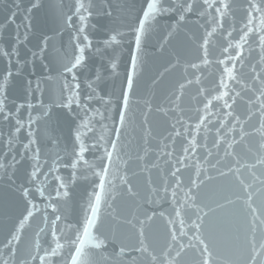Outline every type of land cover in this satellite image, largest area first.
Masks as SVG:
<instances>
[{
  "label": "snow or ice",
  "instance_id": "1",
  "mask_svg": "<svg viewBox=\"0 0 264 264\" xmlns=\"http://www.w3.org/2000/svg\"><path fill=\"white\" fill-rule=\"evenodd\" d=\"M44 8V0H13L0 22V30L15 26L11 49L0 50L7 58L0 73V185L12 204L11 213L0 214V264H264V0H144L129 25L134 45L116 100L100 88L99 70L81 95L78 73L93 49L87 27L95 4L74 0L67 11L50 5L58 27L73 33L71 55L57 52V75L47 78L57 85L50 89L55 108L67 110L65 119L74 125L70 152L62 150L70 164L60 152L49 160L47 142L42 148L54 109L36 97L44 94L41 82L33 89L28 81L23 100L10 95L23 87L13 56L18 75L45 57L47 34L31 59L19 57L33 17ZM108 9L111 17V4ZM164 16L173 22L156 42L163 62L138 94L145 44ZM110 32L106 47L125 35ZM180 36L183 45L172 48ZM109 65L115 74L117 64L109 59ZM173 73L179 78L159 98L157 89ZM93 101L102 107L93 108ZM141 104L146 111L137 124L131 108ZM153 112L165 127L154 130ZM97 116L107 135L96 136ZM89 151L98 153L94 160L86 158ZM61 167L70 168V176L61 175ZM89 179L80 218L69 222L73 189Z\"/></svg>",
  "mask_w": 264,
  "mask_h": 264
},
{
  "label": "water",
  "instance_id": "2",
  "mask_svg": "<svg viewBox=\"0 0 264 264\" xmlns=\"http://www.w3.org/2000/svg\"><path fill=\"white\" fill-rule=\"evenodd\" d=\"M27 4V0H24ZM95 4V14L90 18L87 27V34L93 41V49L86 50V64L87 67L80 70L79 82L81 84V95L82 98L86 96L89 92L87 88L86 81L91 79L95 81L96 72L99 70L105 77V79L100 83V88L104 90L105 93H113V99L116 100L120 96L121 83L122 79L125 77V69L129 66L130 63V48L134 45L132 40V33L130 31L129 25H131L135 19V16L139 12L141 6L144 4V0H91ZM13 0H3L0 3V22H3L8 12L10 11V6L12 5ZM45 8L40 12L36 13L33 17V29L29 33V39L27 43H21L19 57L20 61H24L25 58L31 59V50H36L37 44L40 43L43 39V36L47 34L49 37L48 46L45 53V57L41 59L37 57L34 63H29L26 68H24L23 73L18 75L16 74V68L20 67V64H17L16 57L13 56L12 69L13 74L16 78L17 84H22L23 87L13 88L10 91V95L16 100L24 99V89L27 87L28 81L32 82V88H36V82L40 81V87L45 89L43 96H40V93H36V97L43 99L46 105L51 106L54 109L53 119L50 122L49 132L47 137L42 139V148L44 147L45 142L48 144L47 155L49 160H51L56 152H60L62 157H65L67 163H71V157L65 156L63 149H67L70 152L71 149V135L73 132L74 125L71 122V118L65 119V114L67 110H61L55 108V99L56 95L50 92V89L56 88L54 80L47 79L49 76L55 77L57 75L55 68L58 66L57 63H54V58H56V53L59 52L61 57L64 53L71 55L72 46L69 45V41L72 38V30L66 29L64 27H58V24L55 20L53 12L50 10L49 6L59 8L61 5H64L65 11H67V6L73 4L74 0H44ZM108 4L112 5L113 15L109 17L106 15L108 11ZM22 19L21 16H17L16 22H20ZM173 22L170 16H164L160 18L159 25L154 33H152L147 40L144 47V60L146 63V72L143 80L140 82V89L138 94L143 93L144 84L148 81L149 77L155 75L156 69L163 62L160 56L156 53L155 48L157 46V39L163 30ZM75 23V21H74ZM119 29L124 32L125 35L121 39L119 44H114L111 46H105L102 41L107 35H111L110 29ZM15 33V26H9L7 29L0 30V50L8 47L11 49L12 41L10 37ZM21 40L24 37V29L20 30ZM97 42H101L97 45ZM222 43V41L220 42ZM183 45V36L177 37L176 40L172 42V48L179 49ZM99 46L101 51L97 53L95 47ZM212 54H219V47L211 49ZM59 59V58H57ZM109 59H112L117 64L116 73L112 74V70L109 65ZM46 65L48 67H46ZM7 67V58L0 51V73H3ZM182 71V70H181ZM210 72H215V66L209 70ZM70 78V77H69ZM179 78V73L171 74L157 89V96L162 99L163 93L165 90L170 88L175 81ZM0 81H2V76H0ZM62 84V81L60 82ZM206 83H210L206 82ZM193 91V90H190ZM161 102L160 99L154 101V103ZM33 103H36V99H33ZM93 108L102 107L99 102H91ZM189 103V94L185 96V105ZM26 109L22 110V118L26 116ZM142 111H146V108L141 105H133L131 108V113L135 115L137 124L143 120L141 115ZM195 115V113H190ZM113 115L116 113L113 111ZM83 113H81V117ZM150 122L153 124L154 130L158 128L165 127L164 120L161 116L157 115L155 112L149 117ZM109 127H111V122L104 121ZM95 124V134L97 137L100 135H107V132L104 128L101 127V122L97 116L94 120ZM6 131V129H5ZM135 135H139V129H136ZM91 135L89 134L86 137L87 142H91ZM179 147V142H178ZM98 153H93L89 151L86 153V158L88 160H94ZM60 174L64 176H70V168H60ZM79 171L81 174H86L87 169L84 167L83 163L79 166ZM145 175V179H146ZM55 183V181H53ZM143 184V181H140ZM3 185H0V214H2L5 209L11 213L12 204L10 201L6 202L5 193L2 190ZM91 182L89 180H81L73 189V197L70 206L66 211L69 222H76L81 215L80 205L81 203H86V193L91 191ZM39 201V197H37ZM145 207H153L152 205H145ZM106 228L109 225H105ZM2 238V236H0ZM113 251V246L109 245L107 248V253ZM118 251V249H117ZM106 253V254H107ZM130 259V258H129Z\"/></svg>",
  "mask_w": 264,
  "mask_h": 264
}]
</instances>
